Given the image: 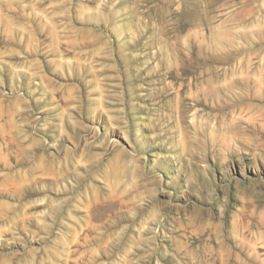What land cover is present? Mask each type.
I'll list each match as a JSON object with an SVG mask.
<instances>
[{
	"label": "rangeland",
	"instance_id": "obj_1",
	"mask_svg": "<svg viewBox=\"0 0 264 264\" xmlns=\"http://www.w3.org/2000/svg\"><path fill=\"white\" fill-rule=\"evenodd\" d=\"M0 264H264V0H0Z\"/></svg>",
	"mask_w": 264,
	"mask_h": 264
}]
</instances>
